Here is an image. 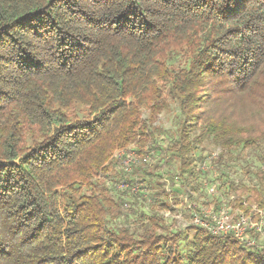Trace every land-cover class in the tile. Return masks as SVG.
Masks as SVG:
<instances>
[{
  "label": "trees",
  "instance_id": "obj_1",
  "mask_svg": "<svg viewBox=\"0 0 264 264\" xmlns=\"http://www.w3.org/2000/svg\"><path fill=\"white\" fill-rule=\"evenodd\" d=\"M245 102L257 125L225 113ZM133 142L158 153L134 169L152 202L115 190ZM244 149L264 162V0H0V264H264V248L159 213L164 168L174 199H200L204 162L264 208L261 171L246 186L220 169Z\"/></svg>",
  "mask_w": 264,
  "mask_h": 264
},
{
  "label": "built area",
  "instance_id": "obj_2",
  "mask_svg": "<svg viewBox=\"0 0 264 264\" xmlns=\"http://www.w3.org/2000/svg\"><path fill=\"white\" fill-rule=\"evenodd\" d=\"M127 148L128 146L122 151L129 150ZM117 152H114L116 157ZM219 152L220 147H217L208 155V158L216 157ZM120 154L124 155V152ZM125 155L130 156L129 153ZM147 157L148 154H145L142 158L146 160ZM131 159L133 158L131 157ZM205 168H211L214 172L217 170L208 162H204L200 165V169L203 171L202 174L205 173ZM260 171L264 174V163L261 165ZM224 172L232 181L238 183V180L230 172ZM138 180L139 178L133 177L129 181L133 192L137 190ZM165 181L166 187H170V190L167 188L168 192L166 191L169 196L172 194L171 180L166 177ZM200 181L202 183L201 187L203 184L207 186L209 201H198L194 196L195 191L190 190L186 185H179L181 189L179 195L175 199L171 197L168 200V206L159 209V213L165 219L175 221L177 225L182 227L197 225L210 234L230 235L245 246L264 248V208L255 202L249 201L242 193L229 192V190L223 191L219 188V182L216 186L213 183L217 182H209L212 184H208V181H203V179ZM147 201L152 202L151 198H147Z\"/></svg>",
  "mask_w": 264,
  "mask_h": 264
},
{
  "label": "rangeland",
  "instance_id": "obj_3",
  "mask_svg": "<svg viewBox=\"0 0 264 264\" xmlns=\"http://www.w3.org/2000/svg\"><path fill=\"white\" fill-rule=\"evenodd\" d=\"M169 103H170L169 108L167 110L161 112L157 116L156 120L154 121L155 125L161 127L164 130H168V129L173 128L175 118H176L175 114L178 113V108H177V105L175 104V102L170 99ZM224 110H225V113L227 115H229L230 118L237 121V123L239 125H242L245 127H247L249 125H257L256 124L258 121L257 115L254 114L253 108L248 102H245V106H241L240 104H237V103H236V105L226 106ZM148 114H149L148 111H144V113H143L144 117H148ZM133 144L128 145L129 150H127V151H122V149H119L121 151L117 150L118 152L116 154L117 157L115 159V161H116L115 171H120V173L123 174V175H121L122 177H120V174H119L120 180H118L116 183H114L116 186L115 190L117 192L121 190L122 192L127 191L128 194H132L133 190L131 189V185H130L131 182H129V181L133 177H136L138 179L139 174L141 173L140 171L136 172L134 169L138 168V170H139V168H141V167L143 168L144 166H149L152 163L156 162V158L158 156V153H156L154 151H150V152L146 153V154H148V157L146 160H144L141 157V154H139V152L135 151V148H136L135 143L133 142ZM217 147H219V146H217ZM217 147H211L209 149V152H207L208 155L211 154ZM122 152H124V155H121V154L119 155V153H122ZM240 152H241L242 159L238 160L237 162L231 163L230 167L221 166L220 169L223 171L230 172L231 175L236 180H238V183H242L246 186H252L254 184L255 180L252 179V178H254V176L252 175L251 170L258 169L260 171V167L264 162L259 163V161L256 160L254 152L251 151L250 149L240 150ZM128 153L130 154V156L125 155ZM131 157L133 159H131ZM246 161L250 162L251 166L249 168L243 167L245 165ZM112 169H114V168H112ZM166 169L169 170V168L168 167L164 168V172H163L164 175L163 176L165 178L167 177L166 176V171H167ZM211 171H212L211 168H209V169L205 168V173H207V174L206 175H200L201 177L198 178V180L200 181L201 179H203V181L207 182L208 181L207 179H212L213 173ZM113 174H114V172H106V175H108V179H111ZM209 174H211L212 176L210 177ZM106 175L101 174L99 180L103 182V180L106 179ZM206 177H207V179H206ZM165 178H163L164 181H165ZM126 182H128V183H126ZM214 182H217V183H213V184H216V186H217L219 181H214ZM207 183L212 184L209 182H207ZM136 187H137V190L134 191V193L141 195L147 201V198H149L148 190L141 187V183L139 182V180H138V185H136ZM187 187L189 188V186H187ZM206 187L207 186H205V184L202 185L201 189H202L203 194L200 195V199L198 198L199 197L198 192L195 191L196 193L194 194V196L196 199H198V201H200V200L209 201L210 200V197L207 194ZM167 188H169V190H170L169 186L166 187V181H165V189H166L165 191L168 192ZM171 197H173L172 194H170L167 199L169 200ZM125 199L130 200L131 197L128 195V197L126 196ZM138 201H139V203L137 205L138 209L148 208V206L146 208L144 207L145 202L143 204L142 199H141L142 202L139 199H138ZM128 207H129L128 203L123 202L122 210L123 211L128 210ZM130 218L134 219L135 215L131 214Z\"/></svg>",
  "mask_w": 264,
  "mask_h": 264
}]
</instances>
